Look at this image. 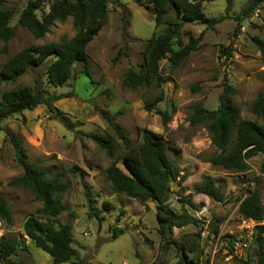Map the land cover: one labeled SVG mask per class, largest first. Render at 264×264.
<instances>
[{
  "label": "rangeland",
  "instance_id": "rangeland-1",
  "mask_svg": "<svg viewBox=\"0 0 264 264\" xmlns=\"http://www.w3.org/2000/svg\"><path fill=\"white\" fill-rule=\"evenodd\" d=\"M26 0H6L14 5L8 23L14 28L5 48L0 41V63L12 53L29 43L49 40L64 41L75 31L71 17L55 20L41 37H34L20 26L17 17ZM245 0H230L228 13L235 14ZM202 11L207 16L224 12L225 0L202 2ZM235 20L225 16L213 27L202 23H184L180 29L182 42L188 35L196 36L202 29L197 47L190 50L184 62L172 65L167 58L159 60V75L164 98L160 108L173 105L169 120L162 124L160 116L143 107V99L152 97L155 86L128 87L121 84L123 72L129 67L139 68L142 50L154 25L151 5L148 0H115L109 3L103 23L86 44L90 79L82 71V64H72V74L64 82L51 85L45 78V65L51 59L27 69L14 81L0 82V91L21 85H37L44 92L65 93L52 101L67 120L63 124L41 102L31 109L3 118L0 123L9 129L18 145L24 149L27 160H33L50 174L58 176L66 184L61 194L62 209L55 218L44 219L53 225L68 222L71 226L72 245L80 257L95 264H172L177 259L176 244L161 239L157 230L158 216L150 200H139L115 190L104 176V167L111 157L89 136L91 133L110 134L116 164L125 171L119 140L113 135L97 108L109 113L119 110L116 121L127 132L132 145L141 140V131L148 129L158 133L166 142L168 157L174 162L178 175L169 181L166 203L176 211L183 206L200 223H187L171 228V238H194L195 251L200 258L207 257V264H237L221 244V235L240 234V214L237 212L239 198L253 187L261 192L264 203V154L247 159V167L236 171L209 163V157L218 150L210 143L208 130L201 123L190 125L186 119L188 104L200 102L206 108L217 103L222 89L223 75L233 87L232 98L239 109V116L260 121L250 110L252 99L264 91V55L252 36L264 39V1L251 14L241 19L234 32ZM221 45H230L231 54L224 58ZM21 171L14 158L9 137L0 129V194L8 203L12 221L6 224L0 219V234L22 238L24 253L11 255L6 260L22 264H73L65 261L53 263L50 256L36 247L22 232V221L29 214L41 216L37 211L40 202L32 193L8 180ZM219 185L223 198L214 200L197 191L203 178ZM96 209L99 219L88 212V203ZM107 204L104 205L103 203ZM221 216L216 237H204L210 219ZM264 223V217L261 220ZM119 233L113 237L114 229ZM196 233H199L196 236ZM219 235V236H218ZM181 238V239H182ZM253 243L246 248L245 258L253 262ZM1 264V262H0Z\"/></svg>",
  "mask_w": 264,
  "mask_h": 264
},
{
  "label": "trees",
  "instance_id": "trees-1",
  "mask_svg": "<svg viewBox=\"0 0 264 264\" xmlns=\"http://www.w3.org/2000/svg\"><path fill=\"white\" fill-rule=\"evenodd\" d=\"M115 0H26L20 8L17 22L27 29L34 37H41L54 23L55 20H63L71 17L74 33L64 41L49 40L41 43H29L6 58L0 63V82L14 81L19 75L29 68L41 64L45 59L51 58L45 65V78L47 83L57 85L67 80L72 74V64L80 62L82 71L90 79L88 69V54L86 44L96 34L103 23L105 12L109 3ZM151 5L154 25H161L160 30H153L145 41L142 50V60L139 68L134 70L127 68L121 77V84L128 87L155 86L157 91L152 97L143 99V107L153 110L160 116L163 125L169 120L174 110L160 108L158 102L164 98L162 81L159 75V60L167 58L172 65H180L184 62L190 50L198 45L202 34L199 30L196 36L191 34L185 42L181 40V26L184 23H202L204 27H213L215 23L225 16L235 20L234 32L238 30L240 21L248 17L252 10L264 0H245L235 14L228 13L230 0H225L224 12L207 16L202 11V2L207 0H148ZM14 5H6V0H0V41L3 48L7 40L13 36L14 28L8 23ZM252 40L258 47L260 54L264 55V39L252 36ZM220 54L227 58L231 54L230 45H221ZM91 80V79H90ZM37 85H21L0 91V121L13 114L21 113L25 109L33 108L37 103H43L46 108L63 124H67L61 111L52 104V101L70 95V92L55 93L44 92ZM233 87L223 75L222 89L217 96V103L212 108L204 107L200 102L193 101L188 104L187 121L190 125L201 123L208 130L210 143L218 152L209 157L208 161L214 166L236 171L247 167V159L255 154H264V91L259 92L251 101L250 110L260 121L253 118L239 116V109L232 98ZM100 117L106 121L113 135L119 140L122 151L119 158L125 166L122 170L116 161L118 157L113 155L111 144L112 136L106 134L100 136L91 133L89 136L102 148L104 154L111 157V161L104 167V176L112 187L139 200H150L155 207L158 216L157 230L162 240L176 244L177 259L172 264H207V257L200 258L199 252H194L197 241L194 238L185 239L180 235V241H174L171 236L173 226H182L187 223H202L201 219L193 216L183 206L179 211L171 208L166 203L169 190V181L178 173L174 162L168 157L165 140L156 132L143 129L141 140L137 145H132L127 132L116 121L119 110L109 113L97 108ZM9 137L14 151V158L21 171L10 178L8 183L19 185L28 189L33 197L40 202L37 211L41 216L29 213L22 221V232L33 244L46 252L53 263L69 261L73 264H95L90 260L80 257L78 250L72 245L71 226L68 222H60L57 225L44 219L55 218L62 204L61 194L66 184L59 180L58 176L50 174L36 161L27 160L24 149L18 145L17 139L0 123ZM184 175H178L180 182ZM197 191L221 200L223 195L219 185L205 177L197 185ZM104 205L107 203L104 202ZM237 212L242 217L254 220L253 248L251 250L253 262L249 255L245 258L246 247L243 255H231L237 264H264V203L261 192L253 187L249 192L239 198ZM88 212L99 219L96 209L88 203ZM0 219L6 224L12 221L10 209L6 198L0 194ZM222 217H215L208 221V237L210 233L218 232V223ZM119 229L114 226L112 236L115 237ZM199 233H196V236ZM235 234L225 233L221 239L235 237ZM228 237V238H226ZM182 238V239H181ZM212 238V237H211ZM250 242V243H251ZM26 250L22 238H16L0 234V262L1 264H22L6 260L11 255L24 253ZM228 252H231L228 246Z\"/></svg>",
  "mask_w": 264,
  "mask_h": 264
},
{
  "label": "built area",
  "instance_id": "built-area-1",
  "mask_svg": "<svg viewBox=\"0 0 264 264\" xmlns=\"http://www.w3.org/2000/svg\"><path fill=\"white\" fill-rule=\"evenodd\" d=\"M240 234H237L235 237L228 238V239H222L221 244L223 248L225 249V252L227 254L231 255H243V252L245 248L249 245V243L253 239V226H254V220L247 217L240 216ZM205 229L204 237L208 236V231L205 227H203L200 232ZM216 235V234H215ZM212 233H210L209 237H214ZM217 236V235H216ZM215 236V237H216ZM219 236V235H218ZM228 246H230L231 252H228Z\"/></svg>",
  "mask_w": 264,
  "mask_h": 264
}]
</instances>
